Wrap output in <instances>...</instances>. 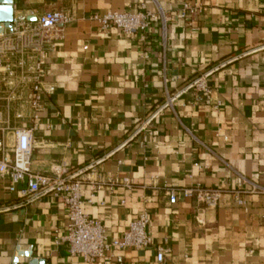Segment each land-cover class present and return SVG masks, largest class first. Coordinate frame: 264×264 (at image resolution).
Returning a JSON list of instances; mask_svg holds the SVG:
<instances>
[{
	"label": "crops",
	"instance_id": "obj_1",
	"mask_svg": "<svg viewBox=\"0 0 264 264\" xmlns=\"http://www.w3.org/2000/svg\"><path fill=\"white\" fill-rule=\"evenodd\" d=\"M156 1L12 0L13 13L30 19L59 9L76 16L47 52L38 117L25 96L10 111L36 123L31 168L79 180L84 211L110 238L147 212L152 243L115 248L109 264H264V191H248L264 188V0H200L202 11L187 18L178 0ZM139 9L154 16L132 33L89 19ZM203 74L208 103L187 87ZM122 177L131 185L107 182ZM24 186L11 191L0 177V264H105L70 255L59 240L66 207L52 193L21 198ZM194 186L220 188L217 205L180 194L169 202L170 189ZM240 187L243 204L232 194ZM158 246L167 248L161 262Z\"/></svg>",
	"mask_w": 264,
	"mask_h": 264
},
{
	"label": "built area",
	"instance_id": "obj_2",
	"mask_svg": "<svg viewBox=\"0 0 264 264\" xmlns=\"http://www.w3.org/2000/svg\"><path fill=\"white\" fill-rule=\"evenodd\" d=\"M156 3L157 1L154 0ZM181 18L197 16L203 9L200 0H178ZM162 31L165 35L167 14L158 7ZM154 14L141 9L130 11L107 10L104 13L94 12L89 19L95 21L102 30L115 27L124 33L143 30ZM76 21L70 10L59 9L42 12L29 18L25 12H14L10 21V31L4 32V23L0 22V100L4 102L7 116L0 122V177H6L9 189L15 190L16 185L24 182L25 186L17 190L21 198L32 199L44 193H52L67 209L66 232L59 240L64 243L70 255L80 254L89 262L99 257H106L105 264L111 263L115 248L141 249L152 243V236L147 231L149 216L146 211L140 212L129 221L127 228L119 237L110 238L104 225L90 217L83 209L80 194V181L61 176L52 178L31 168L33 150V132L36 123L23 125L19 123L25 118L18 108L22 97L28 98L29 117L35 119L43 106L42 83L46 72L47 52L54 48L57 40L67 26ZM205 75L194 78L187 84L202 91L209 102V89ZM174 97H169L170 103ZM12 132L11 143L6 140L5 132ZM110 184L122 183L127 186L131 181L127 177L111 178ZM97 184L96 187L101 186ZM222 190L211 187H182L169 190V202L174 203L180 194L182 197H194L199 204L213 207L217 205ZM247 190L242 187L232 190L235 201L243 204L242 194ZM250 192L264 191V188L252 184ZM167 248L158 246L156 260L161 262ZM122 263V256L115 257Z\"/></svg>",
	"mask_w": 264,
	"mask_h": 264
},
{
	"label": "water",
	"instance_id": "obj_3",
	"mask_svg": "<svg viewBox=\"0 0 264 264\" xmlns=\"http://www.w3.org/2000/svg\"><path fill=\"white\" fill-rule=\"evenodd\" d=\"M13 14L12 0H0V22L4 23V32L10 31V21ZM44 264V260H31V264Z\"/></svg>",
	"mask_w": 264,
	"mask_h": 264
}]
</instances>
